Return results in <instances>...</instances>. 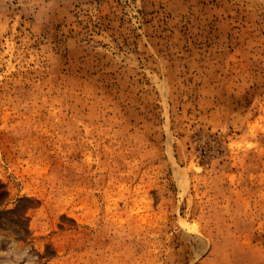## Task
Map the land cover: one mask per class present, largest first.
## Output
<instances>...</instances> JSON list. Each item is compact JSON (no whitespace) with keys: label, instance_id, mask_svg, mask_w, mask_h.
Wrapping results in <instances>:
<instances>
[{"label":"rangeland","instance_id":"obj_1","mask_svg":"<svg viewBox=\"0 0 264 264\" xmlns=\"http://www.w3.org/2000/svg\"><path fill=\"white\" fill-rule=\"evenodd\" d=\"M0 264H264V0H0Z\"/></svg>","mask_w":264,"mask_h":264}]
</instances>
